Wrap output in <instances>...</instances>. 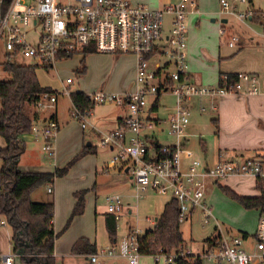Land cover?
Here are the masks:
<instances>
[{
    "label": "built area",
    "instance_id": "2783aa9c",
    "mask_svg": "<svg viewBox=\"0 0 264 264\" xmlns=\"http://www.w3.org/2000/svg\"><path fill=\"white\" fill-rule=\"evenodd\" d=\"M188 1L178 0L160 9H152L133 0H0V43L6 59L8 56L15 59L19 55L29 57L34 61L33 66L45 70L54 68L56 61L75 54L133 56L135 76L132 89L120 94L102 90L87 93L94 105L110 104L126 109L118 127L99 136L101 146L115 149L103 170L108 172L117 164H127L130 178L134 180L136 198L148 188H168L171 198L178 204L177 220L180 224L198 213L205 225L215 221L214 228L220 235L215 247L204 243L201 250H185L184 247L177 254L175 251L155 253L152 255L154 264L160 261L171 264L177 257L186 258L188 255L213 264H264V211L258 216L252 235H228L219 226L206 198L208 181L218 184L232 176L264 180V160L219 153L212 165H203L194 159L187 169L182 168L181 138L190 121L188 103L191 98L257 95L264 91V79L247 72L236 73L233 80L229 79L228 73H221L215 86H200L191 81L186 57ZM245 2L240 0V3ZM220 4L222 11L234 14L239 21L254 16L252 8L234 12L235 7L229 6L225 0H220ZM167 17L169 28L165 30ZM259 21L264 30V13ZM219 34L226 35L227 31L221 27ZM238 41L235 33L230 34L227 45L234 47ZM75 82L76 78L67 77L61 91L43 94L36 106H52L60 95L70 96L69 86ZM168 90L175 96L174 111L166 120L152 118L151 107L157 105L156 97L161 91ZM150 96L153 99L148 108ZM89 114L71 106L70 116L80 121L83 128ZM156 125L166 126L173 143L161 144L147 133ZM57 131L58 123L50 119L43 126H32L18 139L24 142L29 136L41 138L42 150L52 155ZM154 144L159 147L158 151ZM46 190L52 192L51 183ZM104 199L106 213L118 219L123 210L122 197L114 194ZM143 232L137 227L129 229L117 243L90 255L91 262L116 257L128 264H139L142 255L139 239ZM247 241L251 250L245 246ZM0 260L2 264H13L14 255L2 254Z\"/></svg>",
    "mask_w": 264,
    "mask_h": 264
},
{
    "label": "crops",
    "instance_id": "0c3cea01",
    "mask_svg": "<svg viewBox=\"0 0 264 264\" xmlns=\"http://www.w3.org/2000/svg\"><path fill=\"white\" fill-rule=\"evenodd\" d=\"M248 2H251V0H249ZM194 4H191L192 7H189L187 5L188 15L186 18V22H187L186 52L188 51V56L186 53V57L188 64V73L191 81L195 82L200 86H215L218 82V78L221 73L236 74L238 72L254 73L264 79V43L263 44L261 43V45L259 46V42L256 41V44L259 47V49L253 47L252 46L254 44L253 41L246 40L245 38L241 37L238 33H235L234 31L231 30L232 27L231 29L229 27V30H226L227 34L222 36L219 34V29L223 26H221L220 28L211 26L210 27L211 31L217 33L216 38L218 42V49L216 53H213V51H211L210 54L206 53L202 49V47L207 46V44L205 40L200 36V30L203 26L206 27V25L210 23L203 16L197 15V13L200 14V11L198 9L199 6L198 5L196 6V3ZM163 6L164 4L161 5V7L155 9H160ZM193 7H196V10H194ZM257 11H261V10H257ZM261 12L263 13V11ZM215 21H216L215 19L213 18L211 19V22H215ZM221 22L227 23L226 17L221 18ZM168 28H169V22L167 18L165 24V30H167ZM233 33L238 35L239 41L236 46L229 47L227 45V41L229 40V35ZM197 50H200L199 54L201 53L203 57L200 56L197 58L195 57ZM96 54L97 53H91V55H96ZM105 55L110 57L112 62L117 64L120 63L118 62L120 58L127 57L129 59L126 62L127 63L128 61L130 62L129 63L130 70L129 69L127 70L130 71V76H131L130 78H132V83L129 85V87L127 86V84L126 85L120 84V88H118L117 92H126L132 89L134 84V76H135V58L129 55L128 56L126 55L111 56L108 54ZM85 57L86 55L82 57L84 59V63H85ZM203 58H205V60ZM203 61H205V63ZM195 69L198 70V72H193V70ZM128 81L129 80H127V82ZM96 90H102L104 92H108L107 90H105V88H101V87L93 89V91ZM76 92H82V91H76ZM159 96L160 95L156 97L158 103L156 105V110L159 108V102H158ZM105 105L108 106L110 104H105ZM71 106L68 108L67 111H68L69 119L73 120L75 118L70 116ZM188 106L190 110L192 108L193 110H191L190 121L186 126L184 134L181 138L182 141L181 164L183 169H187L190 163L194 159L199 160L200 162L203 163V165H208V166L212 165L217 161L219 153H224L229 155L238 154L240 156L250 157V158L258 157L264 160V91L257 95L228 94L225 96H206L199 98H191L189 100ZM109 107L110 108L114 107L117 110L105 111L96 118L92 119L93 109H94L93 107L90 111V114L87 116V118L90 117V123L88 122V125L92 128L93 135L94 136L97 135L98 139L99 136L103 133V131L111 132L115 130L120 124L121 119L126 114V109L124 107H119L114 105H110ZM201 108H204L205 110L201 111L200 110ZM206 111L209 116V121L214 127V132H213L214 134L212 135L213 140L211 145H207L205 140L202 139V134L200 133V131L195 132L194 130L188 128L190 124L198 125L201 122H203L205 120L204 115L206 114ZM33 113H36V119L34 121V125L36 126L45 125L46 122H48V120L52 119L51 117H54L53 119L56 120V122L58 123V131L53 142V153L52 155H49L42 150L41 138L33 139L31 136H29L23 142L24 148L18 157V165H17L18 169L21 171L53 172L56 168H63V167L68 168L63 176L56 177L53 180V182L51 183L52 184L51 193L47 192L46 190L47 185H44L45 188L44 191H42V194L39 192L40 190H38L37 188L30 195L31 200L33 201H45V200L53 201L54 208H53L52 224H53L54 232L57 234V237L54 240V251H53V257L55 258V263L56 264H128L123 259L116 257L100 258V260L96 262H91L90 255L78 254L72 252L73 244L77 239L81 237L87 238L90 241V243L94 244L96 248V252H99L100 249H106L107 247L111 246L114 243H117L120 239L124 237L123 236L122 238L117 239L115 242H112L110 240L105 227V219L106 216L108 215L106 213L105 202H104L105 209L101 208L102 205L97 204L98 194L101 193V191L103 190L102 187H104L105 185L104 183L99 184L98 182L99 181L103 182V180H100V178L107 176L106 174L109 173V170L108 172H105L103 168L109 162L110 156L115 151V149H112L110 147H103L99 144L101 149H106L109 152L110 156L108 161H103L102 166L97 169L96 160L94 164L91 163V161L89 160V157H91L90 155L92 154L89 153V155H87L86 153H84V150H82V145L85 138L84 129L86 128V125L83 128L81 126V122L79 121L80 127L78 128L77 126L76 131L71 129V127L67 128L69 127V125H73L75 122L68 121L67 118L65 117L60 118L56 107L52 112L46 115L40 113L39 109L37 107H34ZM163 126L165 125H162V127L156 125L155 127L163 128L162 130H160L161 132H163L165 128ZM196 130L198 131L199 128L196 127ZM147 133L152 135L156 139V141L161 143L158 140V138L154 136V134H152L151 130L147 131ZM167 135L168 137L171 138V141L164 144L173 143L174 139L171 136H169L168 133ZM197 135L199 136L197 143L203 152L201 157L199 156V153L196 154L194 151H192V149L188 148V144L191 140L189 137L193 138ZM88 143L90 145L87 146H92L90 142ZM4 146H5V142L2 139V137H0V148H3ZM92 150L97 153L95 148ZM42 152L46 153L49 157L45 158V155L41 154ZM76 156L78 157V159L76 161H72ZM52 157H54V159ZM127 168H128L127 164L126 165L117 164L114 167L110 168V173H112L114 177H118L119 174L121 173L128 175L129 173L127 171ZM98 171H101V173L103 174L97 176ZM235 178L240 179L239 177L232 176L224 179L223 183L226 184L227 187L229 186V188L231 189L229 183H231L232 185L236 184L235 182H230L231 179H235ZM241 178L244 179L243 181H248V179L251 180L252 181L250 183L251 187L252 188L254 187L256 189L255 178L250 176H244ZM80 190H86L84 211L81 215L73 217L71 222L66 226L67 220L69 219L73 206L75 204L74 193ZM256 195H258V191L253 196ZM207 200L210 203L209 199ZM122 204H123L122 213L125 212L126 214H131V208L129 204L128 203L124 204L123 201ZM257 210L259 211L258 212L259 213L258 216H259L262 211H260L259 209ZM91 213H92L91 216L93 218H90ZM193 216L194 214L187 220V222L190 221ZM0 217H1L0 218V255H2V254L11 253V251H8L7 249L5 251L3 250L5 249V247L7 248L8 245L10 244L12 231L10 226L6 222L5 217L2 215H0ZM155 220L156 218H154L153 220L147 218V222L151 224L149 228L153 226ZM7 226L8 228H10V231L5 229ZM130 227L131 226H128V231ZM255 229L252 233H246V234L252 235L255 232ZM203 244L202 247H200L197 250H201V248H203ZM25 247L26 246H22V248L18 250V255L16 252L11 253L14 255L13 264H28L21 260V256L25 255L26 252ZM195 250L196 249H194V251ZM16 259H18V262ZM203 261L204 260H202V263ZM205 262L210 263L208 262V260H205Z\"/></svg>",
    "mask_w": 264,
    "mask_h": 264
},
{
    "label": "rangeland",
    "instance_id": "374dc122",
    "mask_svg": "<svg viewBox=\"0 0 264 264\" xmlns=\"http://www.w3.org/2000/svg\"><path fill=\"white\" fill-rule=\"evenodd\" d=\"M139 3H143L150 8H159L161 5H165L167 3H175L178 0H133ZM229 6L235 7L234 12H241L247 10V8H252L253 10H261L264 13V0H246L245 3H240V0H225ZM196 3V6H199L200 14L197 15L203 16L205 19L209 21L210 24L203 26L200 30V36L205 40L207 46H203L202 49L210 54L211 51L216 53L218 49V42H217V33L212 32L210 27L215 26L216 28H220L223 26L225 30H229V27L235 33H238L241 37L245 38L246 40L253 41V47L259 49L256 44V41L259 42V46L261 43H264V30L263 26L260 23L261 14H259L256 18L246 19L243 21L237 20L234 14H229L227 12L222 11V7L220 4V0H189L187 5L192 7L191 4ZM195 5V4H194ZM194 10L196 7H193ZM255 12V11H254ZM226 17L227 23H222L221 18ZM259 17V18H258ZM168 18V17H167ZM215 19V22H211V19ZM167 20V19H166ZM187 33V28H186ZM237 35V34H236ZM238 36V35H237ZM220 37V36H219ZM222 39V38H221ZM201 49V48H200ZM200 50H197L195 57H203L202 54H199ZM188 56V51L186 52ZM82 54H75L72 57L61 59L56 61L54 68L45 70L42 67H36V77L39 83L44 87H49L53 90L61 91L63 88V82L67 77H74L77 81L69 86V90L71 93L76 91H82L85 93H92L93 89L96 88H105L108 92L113 93H123L117 92L118 88H120V84L129 85L132 83V78H130V67H129V60L127 57L120 58L118 62L114 63L107 55H103V53H97L96 55H86L85 57V64L87 66L85 74H78L76 69L80 66L79 62L82 59ZM205 57V56H204ZM205 60V58H203ZM6 60L5 52L3 47L0 43V80L8 78V75L2 71L1 63ZM15 62L17 64L22 65H33L34 61L25 56H17L15 57ZM205 63V61H203ZM129 69V70H127ZM193 72H198V70H193ZM127 80H129L127 82ZM127 90V89H126ZM125 91V90H124ZM153 96L148 98V108L151 105ZM159 108L155 112H151L152 118H159L161 120H166L173 109L175 108V96L168 90L166 92L161 91L160 96L158 98ZM56 105L52 106H43L38 107L40 113L44 115L52 112L55 107L57 108L58 115L60 118H67L68 121L75 122L73 125H69L70 128L73 130H77L80 127V122L76 119L70 120L68 117V108L71 106L70 96L63 94L58 97ZM158 104V103H157ZM110 105L106 106L105 104H95L93 109V117L92 119L99 116L101 113L117 109L109 107ZM192 108V107H191ZM34 110V108H33ZM193 110V108L191 109ZM190 110V114H191ZM169 115V116H168ZM205 120L198 125H191L188 127L195 132H199L202 134V139L205 140L207 145L212 144V135L214 134V127L209 121V116L206 111L204 115ZM76 120V121H74ZM90 123V117L85 118V125L86 128L84 129V142L82 145V150H85L87 147V143L90 142L92 144V149H96L97 153L92 150L89 157L91 163H95L97 169L102 166L103 161H108L109 159V152L106 149H101L99 145L98 136H94L92 132V128L88 125ZM77 124V125H76ZM200 126V127H199ZM162 127V126H161ZM164 131H160V127H155L151 130L152 134L158 138L161 143H168L171 141V138L167 135L166 126H163ZM196 127L199 130H196ZM107 131H103L106 133ZM102 133V134H103ZM199 136H195L193 138L189 137L191 140L188 144V148L192 149L196 154L199 153V156L203 154L202 149L198 145V138ZM83 153V152H82ZM89 153H86L89 155ZM96 153V154H95ZM46 157H49L46 153H41ZM85 155V154H84ZM54 159V157H52ZM78 157L76 156L72 161H76ZM47 160V159H46ZM18 165V161H17ZM1 167V162H0ZM68 169V168H67ZM112 170V169H111ZM101 171H98L97 176L102 175ZM107 176L100 178L103 182H98L99 184L104 183L103 190L101 193L98 194L97 197V204L102 205V209L104 207V197L108 195L119 194L122 197V201L124 204L128 203L131 208V214H126L125 212L116 220V239H120L126 235L128 231V226H131L129 229L132 228H139L142 231L149 228L151 225L147 222V218L153 220L157 218L162 210L163 205L171 199V195L168 188L152 190L148 189L147 191L143 192V196L140 198H136L133 193H135V189L133 187L134 180L131 179L128 175L121 173L118 177H114L112 173L106 174ZM105 178V179H104ZM235 179H231L230 182H235L236 184H230V187L235 193L238 195L243 196H253L257 193L256 189L251 187L250 183L251 180L243 181L244 179L239 177ZM224 179L219 181L221 186H227L223 183ZM244 182V183H243ZM239 185V186H238ZM229 187V186H228ZM234 187V188H233ZM44 186L38 188L39 192L42 194L44 191ZM206 198L209 199L210 204L213 207L214 216L222 228L223 232L228 235H240L242 233H252L256 228L257 223V216L258 210L257 209H246L241 204H239L236 199L232 198V196L220 188L219 185L214 184L212 181H208V187L206 189ZM253 194V195H252ZM35 198V197H34ZM33 198V199H34ZM92 213L90 214V216ZM1 218V217H0ZM90 218H93L92 216ZM214 222L205 225L202 222L201 216L198 213H195L194 216L190 221H185L181 223L180 230L182 232V236L185 240V244L183 245L185 250H194L199 249L202 247L203 241L207 237H211L215 233ZM10 231L8 226L5 228ZM27 241L24 238L20 239L18 243V249L16 251L18 255V250L22 248V246H26ZM12 242L6 249L14 253L11 247ZM245 246L248 249H251L250 242L245 243ZM26 248V247H25ZM172 252V251H171ZM25 255L26 252H25ZM18 262V259H16ZM203 261L202 264H212ZM154 257L152 255H145L142 254L139 259V264H154ZM158 264H163L160 261ZM173 264V263H171Z\"/></svg>",
    "mask_w": 264,
    "mask_h": 264
},
{
    "label": "trees",
    "instance_id": "16d2710c",
    "mask_svg": "<svg viewBox=\"0 0 264 264\" xmlns=\"http://www.w3.org/2000/svg\"><path fill=\"white\" fill-rule=\"evenodd\" d=\"M255 11V18L261 14ZM254 17V16H253ZM259 18V17H258ZM7 57L1 63L2 71L8 78L0 80V137L5 146L0 148V215L4 216L10 226L12 234L10 241L14 253L18 249L21 238L27 241L26 254L21 260L28 264H56L53 257L54 240L57 234L54 232L52 219L54 204L52 200L33 201L31 193L44 185L53 182L56 177L63 176L67 167L56 168L53 172L21 171L17 167V161L23 150V141L19 136L29 132L34 126L36 113L33 108L43 94L54 92L49 87L42 86L36 77V66L17 64L15 59ZM76 72L85 73V63L82 58ZM229 79H235L236 74L228 73ZM71 104L82 112L90 113L94 104L84 92L70 94ZM156 110V104L151 107ZM52 119L54 117H51ZM156 151L159 147L154 144ZM92 152V146H87L84 153ZM220 188L228 192L232 198L246 209H259L264 211V180L257 179L255 187L256 196L238 195L227 186ZM86 190L74 193L75 204L66 226L73 217L81 215L85 207ZM178 204L171 198L167 201L156 218L152 227L144 230L140 236V252L145 255H153L158 252L175 251L176 254L184 247L185 240L177 220ZM116 218L107 215L105 227L112 242L116 239ZM247 234H243L246 236ZM220 235L215 230L211 237L204 239L209 247H215L219 243ZM72 252L92 255L96 253L95 245L87 238L81 237L72 246ZM187 258V259H186ZM186 258L177 257L175 264H202L198 257L188 255ZM0 264H2L0 260Z\"/></svg>",
    "mask_w": 264,
    "mask_h": 264
},
{
    "label": "water",
    "instance_id": "95a60500",
    "mask_svg": "<svg viewBox=\"0 0 264 264\" xmlns=\"http://www.w3.org/2000/svg\"><path fill=\"white\" fill-rule=\"evenodd\" d=\"M87 145H90L89 143Z\"/></svg>",
    "mask_w": 264,
    "mask_h": 264
}]
</instances>
